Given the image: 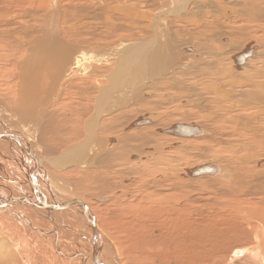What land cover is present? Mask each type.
<instances>
[{
    "label": "bare ground",
    "instance_id": "bare-ground-1",
    "mask_svg": "<svg viewBox=\"0 0 264 264\" xmlns=\"http://www.w3.org/2000/svg\"><path fill=\"white\" fill-rule=\"evenodd\" d=\"M29 1L0 0V264H185L188 258H199L201 238L216 244L217 229L239 225L248 234L244 241L249 246L220 263L264 264V38H250L239 48L242 30L234 25L237 30L231 26L234 32L227 31V43H208L210 34L223 33L214 19L200 52L189 46L183 47L184 53L174 44L168 22L182 21L183 13L176 17L182 11L197 14L207 0H191L188 10L184 2L170 6L174 0H168L151 13L148 26H138L142 31L148 27L149 38L138 35L108 44L96 39V47H106L100 56L92 46L95 35L92 42L85 38L97 29H85V21L103 15L99 21L109 23L106 35L110 29L123 30L117 24L123 0H64L62 6L63 0ZM236 1L229 0L239 5L236 13L247 22L264 21V0ZM225 8L223 13L231 11ZM109 12L114 15L107 22ZM77 14L85 21L77 20ZM138 16L133 19L140 20ZM246 48L253 54L238 64L234 57ZM224 54L227 65L222 63ZM197 57L204 60L193 63ZM106 62L112 68L101 75ZM93 83L100 93L88 105L85 96ZM151 83L157 90L173 89L165 103L175 100L181 106L147 101L142 96ZM138 101L144 108L122 109ZM185 109L207 111L202 119L213 134L198 123L182 121L187 120ZM132 111L145 114L124 128L135 131L122 133ZM177 111L182 114L173 124H195L201 131L187 136L161 131L173 125L163 126ZM140 117L144 120L133 124ZM199 134L198 139L184 138ZM177 143L180 149L173 158L170 151ZM219 144L228 157L199 162L216 166L212 175L190 176L193 164L174 166L188 148L203 154L204 148L209 152ZM200 199L213 209L205 216L194 205ZM229 209L242 219H233ZM160 210L171 216L158 228L169 230L154 235L152 216ZM254 230L250 243L248 231ZM164 245H174L172 253L160 250Z\"/></svg>",
    "mask_w": 264,
    "mask_h": 264
},
{
    "label": "rangeland",
    "instance_id": "rangeland-1",
    "mask_svg": "<svg viewBox=\"0 0 264 264\" xmlns=\"http://www.w3.org/2000/svg\"><path fill=\"white\" fill-rule=\"evenodd\" d=\"M26 1H28V2H30L29 0H26ZM109 1H111V2H113V0H109ZM121 1V0H120ZM145 0H123V6H121V11H119L121 14H123V15H121V14H119V19H117V20H114V21H112L113 23H115V22H117L118 20V22H117V24H122V29L123 30H119V31H117V33L115 32H113V30L111 31V29H110V32H112V33H107V35L105 34L106 33V31L108 30L107 29V25L109 24H107V25H103V21L102 22H100L99 20L101 19V18H103L104 16L102 15L101 17H100V15H98V14H96V15H98L99 17V19H95V18H93L92 17V15H91V17L89 18V19H86V21H85V19H82V17L83 16H81L80 17V15H78L77 14V20H79V19H82V20H84L85 22H86V25H84L85 26V29L86 28H88V29H92V28H96L97 30H95V31H93L94 33L92 34V36L91 35H88V34H86L87 36H85V38L87 39H89V42L91 41L92 42V40H93V44L95 43V40L96 39H101V40H103V44H108V43H110L111 41H113V40H121V41H123L124 39H127V38H132V40H134L135 39V37H138V35H141L142 36V38H144V36L145 37H147V38H149V31H148V27H147V29H145L144 31H142V26H148L149 25V20L150 19H148L149 18V16L151 17V16H153L152 14L155 12V11H158V9L160 10L161 8H160V3H162V2H165V1H168V0H152V4L153 5H149V1H151V0H147V2L145 3L144 2ZM179 1V2H178ZM182 1V2H181ZM203 1V0H202ZM235 2H237L236 0H234ZM233 0H232V2H233V4L235 3ZM115 2V1H114ZM113 2V3H114ZM183 3V4H186L187 5V9L186 10H188V9H190V8H192L193 7V4H192V1L190 0V2L188 3L186 0L184 1V0H174L173 2H171L170 3V6L171 5H173L174 3ZM212 2V5L214 4V6L212 7V5L210 4V3ZM65 3V1L63 0V1H59V5H63ZM142 3H144V4H142ZM231 2H229V0L227 1V0H207V2L204 4H202V8H201V10L200 11H202V12H197V14H187V12L189 11H182L179 15L180 16H176L177 18H179V17H181V15H183L184 17H182L183 18V20L182 21H184V22H182V21H173L172 23L171 22H168V25H167V27H171L170 29L172 30V31H170V35H174L173 37L175 38H173V41H174V44L178 47V49L179 50H182L183 51V47H189V46H192L193 48H197V51L198 52H200V50H199V46H200V42L202 41V40H205L206 38H207V36L212 32V28H210V26H211V24H212V21L214 20V19H216L217 21H216V23L218 24V29H220V31L221 32H223L222 34H220V36L219 37H215V36H212V34H210L211 35V37H209V40H208V43H210L211 41L213 42V43H216L217 42V44H219V45H224L225 43H227L229 40L228 39H230V37H229V35H228V33H227V31L228 30H232L233 28L232 27H234V25H235V27L239 30V32L242 30V32H240V36H239V42H240V45H239V48L240 47H242V45L244 44V42L246 41V40H248V39H250V38H253V37H255V38H257L259 41H262L263 42V38H264V29H261V27L262 28H264V25H259V23H264V21H262V20H257V21H253V22H247L246 20H245V18L243 17V15L241 16V14H237L236 12H239V5L238 4H235V5H237V6H235V5H233V4H230ZM26 4H27V2H26ZM112 4V3H111ZM110 4V6H114L115 4H112L111 5ZM155 4V5H154ZM201 4V3H200ZM209 4H210V7H209ZM230 4V6H228ZM143 5V6H142ZM139 6V7H138ZM148 6V7H147ZM151 6V7H150ZM155 6V7H154ZM232 6V7H231ZM218 8V9H216V8ZM225 7H230V9H231V11H229V12H225V13H223L222 12V8H225ZM26 8V7H25ZM130 8V9H129ZM148 8V9H147ZM232 8H233V10H232ZM226 9V8H225ZM141 10V12H139ZM215 12H214V11ZM61 11V10H60ZM102 14L105 12V9H102V10H99ZM98 11V12H99ZM123 11V12H122ZM125 11V12H124ZM127 11V12H126ZM138 11V12H137ZM210 11V12H209ZM14 12V10L12 11V13ZM231 12V13H230ZM233 12H235V13H233ZM109 13H111V12H109ZM118 13V12H117ZM137 13V16L140 18V20L138 19H133V16L135 15ZM140 13H142V15L144 16V14H145V16H144V18H145V20H143V16L142 17H140L141 16V14ZM149 13V14H148ZM152 13V14H151ZM183 13V14H182ZM202 13V14H201ZM204 13V14H203ZM229 13V14H228ZM81 15H82V13H80ZM212 14V16H210ZM110 15V16H109ZM112 15H114L113 14V12L111 13V14H108L107 15V22H109V21H111L112 20V18H113V16ZM126 15L127 16H129V18L128 17H126ZM235 15H237V16H235ZM74 16H76V15H74ZM125 16V17H124ZM132 18H131V17ZM167 16H170V17H172V15H167ZM233 16V17H232ZM80 17V18H79ZM123 17V18H122ZM176 17H173L172 19H174V18H176ZM217 17V18H216ZM84 18V17H83ZM142 18V19H141ZM176 18V19H177ZM244 18V19H243ZM91 19H93V20H91ZM180 19V18H179ZM190 19V20H189ZM194 19V20H193ZM232 19H233V22H232ZM239 19V20H238ZM243 19V20H242ZM122 20V21H121ZM133 20V21H132ZM143 20V21H142ZM230 21V22H229ZM236 21V22H235ZM238 21V22H237ZM88 22V23H87ZM138 22V23H137ZM229 22V23H228ZM111 23V22H110ZM89 24V25H88ZM96 24V25H95ZM239 24V25H238ZM139 25H141V28H138V26ZM227 25V26H226ZM100 26V27H99ZM106 28H105V27ZM132 26L134 27V28H132ZM137 26V27H136ZM173 26V27H172ZM209 26V27H208ZM232 26V27H231ZM238 26H240V27H238ZM260 28H259V27ZM132 29H131V28ZM207 27V28H206ZM222 29H221V28ZM234 27V29H235V32H236V28ZM125 28H126V30L128 29L129 31H126L125 30ZM136 28V29H135ZM200 28V29H199ZM78 29V28H77ZM84 29V28H83ZM175 29H176V31H175ZM185 29V30H184ZM202 29H203V31H205V33H203V31H202ZM234 29L232 30L233 32H234ZM80 30L81 29H79L78 30V32H80ZM93 30V29H92ZM141 30V31H140ZM177 30H179V31H177ZM210 30V31H209ZM259 30V31H258ZM146 31H148V32H146ZM190 31H191V33H190ZM194 31V32H193ZM208 31V32H207ZM247 31H249V32H247ZM99 32H100V34H99ZM126 32V33H125ZM174 32H177L176 33V35L174 34ZM246 32V33H245ZM259 32H260V34H259ZM115 35H114V34ZM131 33V34H130ZM147 33V34H146ZM206 33H207V35H206ZM256 33H258V34H256ZM110 34V35H109ZM125 34H129V35H125ZM178 34V35H177ZM236 34H239V33H236ZM95 35V36H94ZM103 35H105V36H107V37H103ZM134 35V37H131V36H133ZM137 35V36H136ZM245 35V36H244ZM94 36V38H92ZM97 36V37H96ZM100 38H99V37ZM113 36V37H112ZM177 36V37H176ZM106 38V39H103V38ZM118 37V38H117ZM189 37V38H188ZM192 37V38H191ZM90 38H92V40L90 39ZM191 38V39H190ZM227 39V40H226ZM263 39V40H262ZM218 40V41H217ZM231 40H232V38H231ZM241 40V41H240ZM211 42V43H212ZM112 43V42H111ZM264 43V42H263ZM196 45V46H195ZM92 46H94L93 48L94 49H96L97 48V51L95 52L96 54H101L100 56H102L103 55V53L104 52H100L99 53V51H101L102 49H105L106 47H102V48H98L99 47V45L98 44H94V45H92ZM96 46H98V47H96ZM238 48V49H239ZM184 53H185V51H183ZM189 52H191V51H189ZM184 55V54H183ZM223 56H225V58L224 59H222L221 61H222V63H227V62H229V59H228V57H227V60H226V54H224ZM227 56H229L228 54H227ZM208 58V57H207ZM212 57H209L208 59H211ZM183 59H184V61H185V58H181V60L183 61ZM108 60L109 61H113L114 59L113 58H108ZM107 60V61H108ZM202 60H204V59H202V58H196L195 60H192V61H194L193 63H195V62H200V61H202ZM219 60V59H218ZM225 60V61H224ZM106 60H103L102 62H101V64H103V62H105ZM223 64V65H227V64ZM94 64V63H93ZM106 65H107V68H102V67H100V69H99V73H101V70H102V73L103 74H101V75H104L105 74V71H109L112 67H110V64L108 63V62H106ZM105 65V66H106ZM106 69V70H105ZM184 77V76H183ZM204 77V76H203ZM76 77H73L72 79L74 80V81H76L77 79H79V78H76ZM90 78V77H89ZM187 78H188V76H187ZM188 80V79H187ZM78 81V80H77ZM94 81V80H93ZM205 81H207V80H205ZM204 81V82H205ZM102 84H104L105 83V81L103 80H101L100 81ZM163 84H165V83H163ZM93 85H94V83H93ZM93 85L91 84V86H92V88H90V90L89 91H92V92H90V94L88 95H86L85 96V93H83L84 94V96H85V101L87 100V103H88V105H90V100H92L91 98H92V96L94 95V94H96V93H100V91L98 92V90H96V86H95V89L93 88ZM149 86V85H148ZM148 89V90H147ZM145 91L146 92H148L149 93V95H148V93H147V95H143L142 93H139L138 91H137V93L136 94H142L143 96L142 97H145V98H147V99H149V100H147V101H151L152 103H158V102H163V104L161 103L160 105H165L166 104V106H168L169 105V107L170 108H172L173 107V105L175 104L176 106L178 105V106H181L180 104H178L179 103V101H175V100H172V101H174V102H169L168 104L167 103H165V101L167 102L168 100H169V98L168 97H171L172 95H171V93H172V90L173 89H167L166 87H163L161 90L159 89V90H157V87L155 86V84H153V83H151V86H149V88H147ZM102 91V90H101ZM144 91V92H145ZM157 91H159V93H161V94H158V96L156 95V93H157ZM171 91V92H170ZM174 91V90H173ZM164 93H166V95L164 94ZM82 94V95H83ZM76 96H79V95H76ZM90 96V97H89ZM89 100H88V99ZM167 98V99H166ZM3 102H5V101H3ZM8 102V101H7ZM78 102V100H76V103ZM132 102V101H131ZM85 103V102H84ZM165 103V104H164ZM211 103V101H209V104ZM129 106H127V105H125V107L124 108H122V109H127V110H133V109H136V108H139V107H141L142 106V103H139V101H138V103L137 104H135V103H133V104H128ZM143 107V106H142ZM117 108H119V107H117ZM132 108V109H131ZM144 108V107H143ZM146 108V107H145ZM169 109V108H168ZM224 109V108H223ZM159 110H161V109H159ZM143 111V110H142ZM144 111L145 112H149L150 113V115H152L151 114V112L149 111V109L148 110H146V109H144ZM192 111H194L195 112V114L192 116V115H189V113L190 112H192ZM198 111H199V113H198ZM223 111V110H222ZM145 112H134V111H132L131 113H129V116L130 117H128V120L126 121V123H125V125L123 126V129H121V131H122V133H132L133 131H135L136 129H133V130H128V131H124V128H125V126L127 125V123H129L131 120H133L136 116H138L139 114H145ZM153 112H156V111H153ZM201 112V113H200ZM207 111H202V110H198V109H196V110H193V109H191V110H188V109H185V114H186V119L187 120H182V121H185V122H192V123H198V125H200L202 128H203V130H206V131H208L209 133H211V134H213L212 133V129H211V127H209L208 126V124L209 123H206V121H205V119H202V118H204L203 117V115H204V113H206ZM219 112H221V110L219 109ZM219 112H217V113H219ZM180 114H182V111H177L175 114H171V116H168V119L167 120H165L164 122L166 123V125L164 124L163 126L164 127H167V126H169V125H171V124H173L174 122H176V121H179V119H178V117L179 116H181ZM201 116V118H199V117ZM148 117H151V116H148ZM193 117V118H192ZM191 120H190V119ZM166 119V118H165ZM197 120H199V121H197ZM149 124V123H148ZM217 124H219L218 123V121L217 122H215V127L217 126ZM143 125H145V124H141V125H137V126H135V127H140V126H143ZM213 125V126H214ZM208 129V130H207ZM211 131V132H210ZM157 133H159V132H157ZM115 136V138L116 139H119V136L117 135H114ZM201 136H202V134H199V135H196V136H191V137H184V138H186V139H191V138H194V139H198V137L199 138H201ZM237 136V135H236ZM98 137H100L99 136V133H98ZM237 138V137H236ZM236 138H233V139H235V140H237ZM114 146L116 145V142L113 144ZM179 145H180V143H177V144H175L173 147L174 148H172L171 149V151H170V155H171V157H173L174 158V156L175 155H177L176 154V152L175 151H177V150H179L180 148H178L179 147ZM182 145V144H181ZM113 146V147H114ZM219 146V147H218ZM218 146H215V147H212L210 150H209V152H208V149H206V148H204V151H202V153L203 154H201V153H198L196 150H192L191 148H188V150H187V154L185 155H180V159H178V162H176V164L174 165V166H177V167H188V166H192V164H195V163H197V164H199V162H200V160L202 161V162H204V161H206L207 159H210V160H212L211 158H213V157H215L216 159H215V161L214 162H218L219 161V159H220V157H228L229 155H228V152H226L227 150H225L226 149V147L225 146H222L221 144H219ZM112 147V148H113ZM221 148V149H220ZM111 149V148H110ZM217 149H219V150H222V152H220L219 150H217ZM224 149V150H223ZM215 150H217V151H215ZM190 153H189V152ZM226 153H225V152ZM207 152V153H206ZM216 152V153H215ZM131 153H136V152H131ZM130 153V154H131ZM193 153V154H192ZM197 153V154H196ZM192 154V155H191ZM210 154V155H209ZM196 155V156H195ZM199 157H198V156ZM223 155H225V156H223ZM200 156H202L201 158H200ZM220 156V157H219ZM185 157H187V158H185ZM193 157V158H192ZM217 157H219V158H217ZM156 158V159H155ZM155 158H153V160L155 159V160H164V159H166L165 157H161V158H158V157H155ZM129 159H128V157L126 156V161H128ZM204 160V161H203ZM213 160H214V158H213ZM202 162H200V163H202ZM147 164V162H144L143 163V166H145V167H149V165H146ZM149 164V163H148ZM178 164V165H177ZM182 164V165H181ZM189 164V165H188ZM197 164H195V165H197ZM220 164H222V162L220 163ZM224 165H225V163H224ZM142 166V165H141ZM203 177V176H202ZM208 177H210V176H207V177H205L204 176V178H208ZM177 182H179V180L177 181ZM120 183V182H119ZM122 183H123V181H122ZM131 184L132 185H134L135 187H137V185H138V183H135V184H133V182H131ZM141 184V183H140ZM209 187V186H208ZM134 188V187H133ZM135 189H137V188H135ZM206 189V188H205ZM208 189V188H207ZM206 189V190H207ZM188 190V189H187ZM202 194V193H201ZM199 195V194H197V192L195 193V195L196 196H204L205 197V195L204 194H202V195ZM105 196H108V195H105ZM99 197V196H98ZM201 200V199H200ZM204 200H201L199 203H196V204H194L195 205V207H198V209L199 210H201V212L203 213V215L205 216V215H207V213H209V212H211V210H213L212 209V206L210 205V204H208V203H206V201L205 202H203ZM106 202V201H105ZM205 203V204H204ZM204 204V205H203ZM207 207H210V208H207ZM206 208V209H205ZM230 210V209H229ZM234 210V209H233ZM161 211L163 212H166L165 210H160V212H159V214H161V215H159L158 214V212L157 213H155L153 216H152V218L154 219V220H152V224H153V226H154V228H153V233H154V235H160L161 233H165V232H167L168 230H169V228H168V226L166 227V228H163V227H161L163 230H161V228L159 227L158 228V226H161V220H167V218L166 217H169L168 215H170L171 216V214L169 213V212H166V213H161ZM205 211V212H204ZM230 211H232V210H230ZM164 214H168L167 216L165 215L164 216ZM232 216L234 217L233 219H235V216L237 217L235 220H239V219H242V218H240L241 216L240 215H238L237 214V212L234 210V211H232ZM234 214H236V215H234ZM159 216V217H158ZM162 216L164 217V218H162ZM240 216V217H239ZM155 218H158L157 220L158 221H156V219ZM161 218V219H160ZM166 218V219H165ZM189 219H192V217H189ZM154 221L156 222L155 224H154ZM164 223V222H163ZM179 223V222H178ZM246 224V223H245ZM156 225V226H155ZM237 227V226H236ZM240 228V229H239ZM159 229V230H158ZM241 229H244L242 226H238V228H234V229H228V228H219V230L217 229V231H218V241H217V243L216 244H212V243H209V238H201V243L202 244H200V246H197L198 247V249H199V258L197 259V261L196 262H194V261H190V260H192V259H190L189 260V258H188V262L187 263H185V264H216V262H217V264H221V263H225V262H227V261H229L230 259H232L233 258V254L235 253V251H237V250H242L243 248H246L247 246H249V244L248 243H246L244 240L245 239H248V234L247 233H245V231L244 230H241ZM162 231V232H161ZM209 232H210V237H212V236H214L213 235V233H212V230H209ZM233 233L236 235V237H232L233 236ZM248 233L249 234H251V236L249 237V241H250V243H251V240H252V234L253 233H255V230L253 231V232H250V231H248ZM246 234V235H245ZM259 235V234H258ZM258 235H257V237H258ZM260 237H259V240L262 238V235H259ZM244 241V242H243ZM175 245H179V244H175ZM197 245H198V242H197ZM171 246H174V245H164L163 246V249H162V246H161V249L160 250H162V251H167V252H171V249H173V247L171 248ZM166 247H167V249H166ZM170 247V248H169ZM207 248V249H206ZM165 249V250H164ZM173 251V250H172ZM206 251V252H205ZM172 253V252H171ZM215 254V255H214ZM205 255V256H204ZM205 258V259H204ZM216 259V260H215ZM222 261V262H221ZM221 262V263H220Z\"/></svg>",
    "mask_w": 264,
    "mask_h": 264
},
{
    "label": "water",
    "instance_id": "water-1",
    "mask_svg": "<svg viewBox=\"0 0 264 264\" xmlns=\"http://www.w3.org/2000/svg\"><path fill=\"white\" fill-rule=\"evenodd\" d=\"M253 54V50L251 48H246L240 53H237L235 55V61L238 64H241L245 61V59ZM144 120V117H140L137 121H135L133 124H140ZM150 121V120H149ZM163 132L171 133L177 136H187V135H193L199 133L201 130L200 128L195 124H187L185 122L181 123H175L171 127L160 129ZM197 164V163H195ZM218 168L213 165H194L188 169V174L190 176H202L206 174L212 175ZM102 200H105V198H102Z\"/></svg>",
    "mask_w": 264,
    "mask_h": 264
}]
</instances>
